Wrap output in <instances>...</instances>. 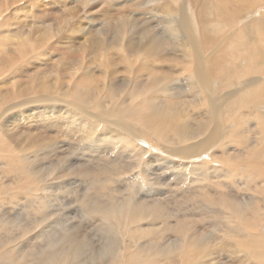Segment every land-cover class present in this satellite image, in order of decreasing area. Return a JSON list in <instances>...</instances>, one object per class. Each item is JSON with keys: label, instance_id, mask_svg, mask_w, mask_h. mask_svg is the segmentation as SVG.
I'll return each mask as SVG.
<instances>
[{"label": "bare ground", "instance_id": "6f19581e", "mask_svg": "<svg viewBox=\"0 0 264 264\" xmlns=\"http://www.w3.org/2000/svg\"><path fill=\"white\" fill-rule=\"evenodd\" d=\"M262 2L124 0L129 5L120 8L136 20L120 12L113 34V23L108 30L97 27L99 36L81 41L75 58L66 59L54 49L62 20L25 27L15 50L0 56V209L24 205L34 218L1 213L0 264H264V12L242 26L235 22ZM7 3L0 0V9ZM94 52L107 66L119 60L115 68L124 79L110 81L102 67L98 77L88 78L86 56ZM55 55L63 61L39 68L25 85L16 80L43 56ZM69 59L79 72L63 71ZM139 59L154 71L143 80L135 75ZM160 59L172 73L155 76ZM11 110L18 122L3 119ZM50 132L109 144L117 154L107 165L79 167L93 183V197L84 204L94 221L77 225V233L69 230L70 218L56 221L58 214L46 210L48 193L65 170L46 176L32 164L46 156L42 145L53 151L60 142L48 139ZM143 143L167 151L168 191L160 190L142 159L150 154L149 161H157L159 149L147 151ZM122 175L132 196L118 199L113 183ZM134 186L144 198L135 196ZM94 225L107 245L81 259L85 232Z\"/></svg>", "mask_w": 264, "mask_h": 264}, {"label": "rangeland", "instance_id": "374dc122", "mask_svg": "<svg viewBox=\"0 0 264 264\" xmlns=\"http://www.w3.org/2000/svg\"><path fill=\"white\" fill-rule=\"evenodd\" d=\"M6 1H8V3L5 4V6H6L5 9H0V43L1 42L3 43V44H0L1 45L0 46V56H2V57L8 55L10 52L15 50L16 45H17L16 43L18 42V36L17 35H20L19 34L20 32L21 33L25 32L29 28L30 29L35 28L36 26H39V24H41V22L43 24L40 26L44 25V27H46V24H49V23L52 24V23H55V21L62 20L61 25H63V27H64L63 28L64 30H62V39L58 40L56 42L54 49L56 50L55 54H62L61 57L66 59V58H70V57L75 58V54H76L75 51H77L76 49L78 47L82 46V42L84 40H86L85 42H88L87 40H89L90 36L95 37V38L97 36H99V33L96 31L97 27L98 28L101 27V30L102 29L108 30L109 29L108 26H110V24L113 23L110 26L111 27L110 35L113 34V32H115V29H116L117 21L118 22L120 21V19L119 20H117V19L121 18L120 16H122V15H120V14H122L123 12H125L126 17H128L127 20H129L130 22L136 20V16H134L133 13H130L131 11H129L128 9H127L128 10L127 11L126 9H123V7L120 8L121 4H124V5L128 4V3H124V0H118V1L117 0H22L23 1L22 3L20 0H18V1L13 0V1H16L18 3L20 2L19 4L18 3H12V0H10V1L6 0ZM179 1L181 2L183 0H179ZM1 2H2V0H1ZM117 2H119V3H117ZM263 4H264V2H262V5L260 4V5L256 6V8H254L255 10L253 9L254 11H248V13L246 15L247 17L246 16H244V17L240 16L237 20H235L236 25L242 26L246 21H250L254 17L260 16V14H262L264 12V5ZM120 12H122V13H120ZM41 14L42 15L44 14L46 17L44 16L42 18ZM150 17H152V16L150 15ZM147 18L153 19L154 22L157 21V17L149 18V16H148ZM36 23H37V25H35ZM155 23H153V25ZM239 23H240V25H239ZM28 24H30V25L33 24L34 26L31 25L32 26L31 27L30 25L28 26ZM25 27L28 29H26ZM154 27H157V25H154ZM6 35H7V37H5ZM4 43H5V45H4ZM96 55H97V53L94 52L93 54L86 56L88 61L85 64H86V67L89 71L86 76H88V78L93 77V75H96L98 77L100 75V73L98 71L102 67L106 70V73H107L110 81L112 80V81H115V83H118L119 81H121V79H124V71H121V69L117 70V68H115L117 62L119 63V60L115 59V61H113V58H112V63L108 64V66H110V67H108L107 65H105L106 64L105 60H103L105 58V56L103 58L100 57L101 58L100 59L98 56L96 57ZM43 57H44V59L40 63H38L39 66H37L35 68L30 66L27 70L23 71L21 73V75H19V77L16 78V80L19 81L21 83V85L27 84V82L32 77V75H34V74L37 75L39 68L43 67L45 69H47V68L50 69L51 67H54V65L57 64V62L63 61V60H61L62 58L60 56L57 57L56 55L51 57V58L46 57V56H43ZM109 57L111 58L112 55L109 54ZM114 57H115V55H114ZM73 60L74 59L67 60L68 62L70 61V65L68 67V63L67 64L65 63L63 71L67 72L69 70V72H71V71L74 73L79 72V71L75 70L76 67H74L72 62H71ZM160 60L161 61L163 60L162 61L163 63L161 62L160 66H159V64H153L155 66V68L159 70V71L155 70V73H157V74L156 75L154 74V75L158 76V77H162L164 75V73H166V71H169L168 69H170L169 72L172 73V67L170 65H168V67L166 66V64L164 63L165 59H160ZM140 61H141V59H139V61L138 60L135 61V67H134L136 69L135 75L139 76V79L143 80L145 77V73L151 72L150 74L153 75L154 71H152L153 66L148 71V68H150L149 65H148V67L145 68L144 65L141 63V62L144 63V61H141V62ZM151 62H152L151 60H148V61H146V64H150ZM157 67H159V68H157ZM82 74L85 75V73H82ZM133 74H134V71H133ZM170 78H171V75L169 74L167 79H170ZM67 79H68V77H67ZM173 83L174 82L170 83V86H172ZM182 84H183V82H182ZM15 111L16 110L5 111V114H3V119L4 120H6V119L10 120L11 122L12 121L18 122L17 114L14 113ZM70 121H72V120H70ZM48 135L51 137H54V138H59L60 142L58 144H56V149H55V145H54V147L52 149L53 151H51V150L47 151V148L44 147L45 144L42 145V147H41V149L43 148L42 153L45 152L44 149H46V156L44 154H41L44 158H42V156H39L36 159L32 158V159H34L32 161V164L34 167L37 166L36 169H40V171L46 176L50 175L51 172L53 174H55L56 176H58V174H61L60 171L65 170L64 173H66V175L64 177H61V178H58L57 180H55V184H54L55 186L52 187V189H51L52 192L48 193V195H50L49 198H51L50 199L51 207L49 209L47 208L46 210L47 211L53 210V212L55 213V216L58 214V217L56 216V221H60V222L65 223L66 222L65 220L70 218L68 220V223L71 222L69 224H72V222H73L74 225H72V226H74V228H72V229H74V231L71 229H69V230L72 233H75V232L77 233L78 232L77 230L81 227V225L88 224V226H90L91 222L94 221V219L92 217H90V215L88 214L87 208L85 207V204H84L85 199H87L88 197H91V199H92V197H93V194L91 195V190L89 189V188H92L93 183L90 181L89 178L82 177L83 175L80 173L81 169L79 167H82V168H89L92 166H93L92 168H95L97 166L99 167V166H101L102 160H103L102 161L103 164L107 165V162H109L108 159L110 161L115 160L117 157L116 156L117 154L115 155L114 153H112V150L110 148H108L109 144L102 143V144H104V146H103L101 143H95V142H93V143L85 142L84 143V141L82 142V140L79 139L77 136H75V137L73 136L72 138L71 137L68 138L65 136V134L64 135H57V134H55V132H50L46 136H48ZM49 136L47 137L48 139H49ZM67 138H68V140H66ZM142 145H144L148 148V149L146 148L147 151L157 152V150L159 149L160 153H157V159H158L157 161H154L151 163L149 160L152 158H148L150 156V154L144 155V158H142V159H143V161L145 160L147 162V165L151 167L150 169H151L152 176L153 177L156 176V178H154L155 179L154 182H156L158 184H162L163 189L160 188V190L162 192L168 191L170 189L169 184H170L171 180L166 179V178L172 177V175H171L170 169L167 170L166 168H164V166H166L165 160H166V158H169L167 151H165L164 148L155 147L156 145L153 143H148V145L146 143H143ZM57 146H58V149H57ZM54 149H55V152H54ZM49 152H50V154H49ZM47 153L49 154L50 157L47 156L48 155ZM93 153L96 156L92 157ZM206 155H208V154H206ZM45 157L48 161L45 160ZM41 158H42V161H41ZM92 158H94V159H92ZM104 158H106V159H104ZM104 160H105V162H104ZM159 160L162 162H160ZM51 163H56V164H53L54 165L53 166V165H51ZM158 163H159V165H158ZM162 164H164V165H162ZM167 165L169 166V165H171V163L169 164V162H167ZM38 166H40V167L38 168ZM59 166H60V168H59ZM79 169H80V171H79ZM140 170H142V169H140ZM162 170H164L165 172ZM136 171L137 170L135 169L134 172H136ZM166 174H168V175H166ZM163 177H164V179H163ZM159 178H161V179L159 180ZM125 179H126V176L124 177V175H122V176H120V178H116L115 182L113 183L114 189H118L120 191L117 194L118 199L125 197V195L127 193H128L127 196H129V195H130L129 197L132 196L130 193L131 191H129V189L131 188V185ZM63 185H64V187H63ZM134 188L136 191L135 196L138 198H144L145 191L138 188V187L136 188L135 186H134ZM175 190H177V189H175ZM172 192L179 193L178 191H172ZM51 195H53L54 197ZM146 199H148V198H146ZM5 205L0 209V215H1V213H2V215L7 214L10 216L11 219L15 218L18 215L20 217L19 220H21V221H26L27 219L31 221L34 218V217H32V215H34V213L30 212L27 208L24 209V205H14V206H12V205L11 206H9V205L5 206ZM82 206L84 207V209ZM9 209H11V210L9 211ZM80 209H82V210H80ZM30 216H31V218H30ZM57 219H59V220H57ZM77 225H79V228H75ZM99 225H100V223H99ZM94 226H93V228L96 227V226L95 227ZM90 228L91 229H89V230L87 229L85 232L86 234H88L87 235L88 238L86 237V241H85L88 244L86 245V247H83L80 251L79 258H81V259L93 256L94 252H95L94 254L96 255L99 251H102L103 247H105L107 245L105 243L108 241V238L104 237L106 239L100 240V238H101L100 235L103 236L102 235L103 233L100 234V231H102L101 227H96V229H93L91 226ZM92 229H93V231H92ZM91 235L94 238V240H93V238H91ZM98 240L100 241V243ZM95 241H97V242H95ZM103 244H104V246H103ZM96 246H97V248H96ZM89 248H90V250H89ZM92 251H94V252H92Z\"/></svg>", "mask_w": 264, "mask_h": 264}]
</instances>
